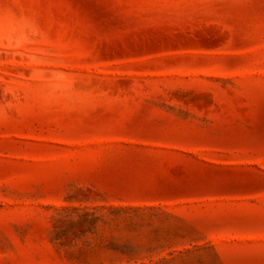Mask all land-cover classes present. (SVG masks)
<instances>
[{"label":"rangeland","instance_id":"obj_1","mask_svg":"<svg viewBox=\"0 0 264 264\" xmlns=\"http://www.w3.org/2000/svg\"><path fill=\"white\" fill-rule=\"evenodd\" d=\"M0 264H264V0H0Z\"/></svg>","mask_w":264,"mask_h":264}]
</instances>
